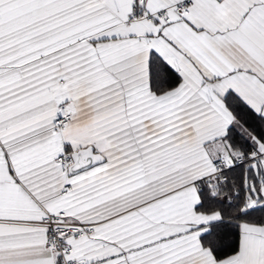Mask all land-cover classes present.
<instances>
[{"label":"snow or ice","instance_id":"obj_1","mask_svg":"<svg viewBox=\"0 0 264 264\" xmlns=\"http://www.w3.org/2000/svg\"><path fill=\"white\" fill-rule=\"evenodd\" d=\"M0 264H264V0H0Z\"/></svg>","mask_w":264,"mask_h":264}]
</instances>
